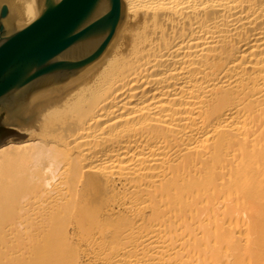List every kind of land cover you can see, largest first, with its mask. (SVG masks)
Here are the masks:
<instances>
[{"label":"bare ground","instance_id":"obj_1","mask_svg":"<svg viewBox=\"0 0 264 264\" xmlns=\"http://www.w3.org/2000/svg\"><path fill=\"white\" fill-rule=\"evenodd\" d=\"M122 1L96 61L4 108L0 264H264V0Z\"/></svg>","mask_w":264,"mask_h":264},{"label":"water","instance_id":"obj_2","mask_svg":"<svg viewBox=\"0 0 264 264\" xmlns=\"http://www.w3.org/2000/svg\"><path fill=\"white\" fill-rule=\"evenodd\" d=\"M0 4V108L29 85L63 81L96 61L124 16L122 0H44L27 25L8 27Z\"/></svg>","mask_w":264,"mask_h":264},{"label":"rangeland","instance_id":"obj_3","mask_svg":"<svg viewBox=\"0 0 264 264\" xmlns=\"http://www.w3.org/2000/svg\"><path fill=\"white\" fill-rule=\"evenodd\" d=\"M10 15V14H9ZM7 16V18L9 17ZM4 108H0V145L6 143L10 139L20 141L27 137V133L22 130H18L4 122L5 112Z\"/></svg>","mask_w":264,"mask_h":264}]
</instances>
